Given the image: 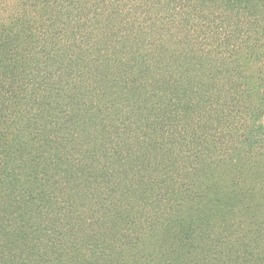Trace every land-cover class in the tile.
<instances>
[{
  "label": "trees",
  "instance_id": "trees-1",
  "mask_svg": "<svg viewBox=\"0 0 264 264\" xmlns=\"http://www.w3.org/2000/svg\"><path fill=\"white\" fill-rule=\"evenodd\" d=\"M0 264H264V0H0Z\"/></svg>",
  "mask_w": 264,
  "mask_h": 264
}]
</instances>
